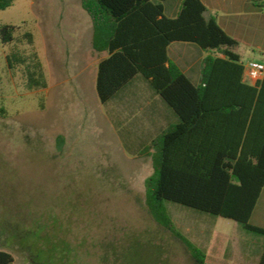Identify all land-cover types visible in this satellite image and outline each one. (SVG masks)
<instances>
[{
  "label": "rangeland",
  "instance_id": "374dc122",
  "mask_svg": "<svg viewBox=\"0 0 264 264\" xmlns=\"http://www.w3.org/2000/svg\"><path fill=\"white\" fill-rule=\"evenodd\" d=\"M174 6L177 0L168 14ZM3 26L15 30L9 44L0 37V250L15 264H196L145 204L153 166L143 148L169 110L159 96L138 76L100 103L96 74L105 54L92 49V23L80 0H13L0 11ZM178 45L168 56L197 82L203 53ZM12 54H36L46 87L29 89L26 64L9 63ZM165 206L207 264H257L264 235ZM251 223L264 228V191Z\"/></svg>",
  "mask_w": 264,
  "mask_h": 264
},
{
  "label": "trees",
  "instance_id": "16d2710c",
  "mask_svg": "<svg viewBox=\"0 0 264 264\" xmlns=\"http://www.w3.org/2000/svg\"><path fill=\"white\" fill-rule=\"evenodd\" d=\"M167 0H80L92 23V49L107 57L97 66L96 93L105 105L141 77L177 118L143 154L152 159L145 181V204L153 219L178 239L196 264L205 254L172 223L165 202L232 220L248 232L264 235L251 223L264 188V78L242 84L244 66L228 36L201 0H183L175 17L165 14ZM13 0H0V11ZM264 9V0L254 1ZM15 27L0 28L3 44ZM32 43V35L25 34ZM173 43L195 45L208 55L194 83L168 56ZM9 63L26 64L29 89L45 88L36 54H12ZM0 250V264H14ZM258 264H264V249Z\"/></svg>",
  "mask_w": 264,
  "mask_h": 264
},
{
  "label": "crops",
  "instance_id": "0c3cea01",
  "mask_svg": "<svg viewBox=\"0 0 264 264\" xmlns=\"http://www.w3.org/2000/svg\"><path fill=\"white\" fill-rule=\"evenodd\" d=\"M170 1L171 0H167L164 3L165 14L166 12L168 14V8H169ZM182 1L183 0H177V7L174 6L172 14H168V17L172 18L178 14L181 8ZM254 1L256 0H201V2L204 4V6L206 7L208 11V16H215L218 25L225 31V33L231 38L239 41V45L234 51L237 55H239L241 63L243 64L244 68H245L246 63H248L249 61H259V62L262 61V63H264V9H260L256 7L254 5ZM174 44H179L178 46H174V47H181V48H185V47L192 45V44H187V43H173L170 46ZM242 46L245 47V50H240ZM172 50H173V47H172ZM202 53H203V56L198 66L199 76H198L197 82H194L190 78V76L187 74V72L184 71L176 63L175 60L173 61L170 57L169 58L173 62H175L179 66V68L194 83L197 84L200 80L202 61L208 55L207 53H204V52ZM101 54H105V56L101 58V60L107 57L106 53H101ZM242 84L249 85V86L254 85V83L247 81L245 77V72L242 77ZM161 103L164 105V107L166 106L165 103L163 102ZM165 108L167 110L169 109L167 106ZM166 113H167V117H165V120H163L164 123H161L160 121L159 122L155 121L154 123L155 128L160 127L161 129L160 133L163 130H165L169 125L175 124L177 122L176 116L173 114V112L170 109ZM160 133H158L156 136H158ZM263 191H264V188H263ZM200 232H202L204 235H206L207 233V231L205 230L200 231ZM208 238L209 237H206L204 241H207ZM209 240H211V238ZM209 240L208 242H205L206 246L210 244L211 241L209 242Z\"/></svg>",
  "mask_w": 264,
  "mask_h": 264
},
{
  "label": "built area",
  "instance_id": "2783aa9c",
  "mask_svg": "<svg viewBox=\"0 0 264 264\" xmlns=\"http://www.w3.org/2000/svg\"><path fill=\"white\" fill-rule=\"evenodd\" d=\"M244 72L247 81L255 84L264 78V63L259 61H249L245 65Z\"/></svg>",
  "mask_w": 264,
  "mask_h": 264
}]
</instances>
